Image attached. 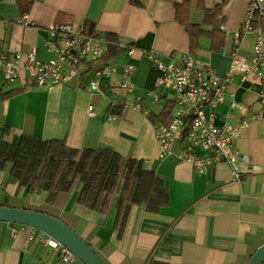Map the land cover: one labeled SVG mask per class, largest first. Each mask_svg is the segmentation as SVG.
Here are the masks:
<instances>
[{
	"label": "crops",
	"instance_id": "1",
	"mask_svg": "<svg viewBox=\"0 0 264 264\" xmlns=\"http://www.w3.org/2000/svg\"><path fill=\"white\" fill-rule=\"evenodd\" d=\"M139 1L140 5L131 0H0V51L25 54L34 47L37 58L50 59L49 31L55 23L100 35L112 31L122 45L133 43L135 49L111 61L116 69L110 75H97L101 63L86 60L69 81L45 86L30 80L25 55L12 81L5 82L0 67V91H19L0 99V136L61 138L78 148L110 146L125 156L142 159L146 168L154 170L167 187L169 202L155 212L131 205L121 228L117 209L101 212L85 206L77 200L76 187L59 192L49 203L48 190L27 192L9 169L0 170V205L59 217L106 264H249L264 244V118L255 117L262 110L256 81L251 74H234L224 101L216 107L219 124L227 121L240 127L246 121L235 143L240 152V178L225 159L199 174L190 161L178 157L183 151L181 138L175 140L172 153L161 157L154 128L159 121L151 115L159 114L168 100L175 102L174 114L176 101L172 90L157 86L160 72L149 54L154 52L161 61L170 62L190 52L199 68H212L225 76L235 55L253 57L255 33L244 35L235 45L251 0H228L224 5L225 19L219 26L224 42L219 49H213L209 35H202L192 52L186 24L176 17L175 4L184 0ZM188 1L189 23H202L205 8L221 2ZM129 62L136 65L134 93L121 86L123 67ZM92 79L99 83L96 90L89 85ZM148 92L158 94L159 99L154 101ZM114 101L122 105L119 112L110 108ZM235 102L245 105L246 111L234 106ZM197 152L203 151L197 148ZM43 234L28 225L0 221V264H84L78 258L65 261L59 249L41 241Z\"/></svg>",
	"mask_w": 264,
	"mask_h": 264
},
{
	"label": "built area",
	"instance_id": "2",
	"mask_svg": "<svg viewBox=\"0 0 264 264\" xmlns=\"http://www.w3.org/2000/svg\"><path fill=\"white\" fill-rule=\"evenodd\" d=\"M27 17V15H24ZM264 0H251L241 24L235 35V45L249 33H255V43L252 59L235 55L229 71L225 76H219L212 68L202 69L196 64L192 53L187 52L180 61L163 62L151 52L149 57L155 62L159 76L157 86L172 90L175 94L176 108L172 120L165 123H154L155 134L161 149V157L172 153L176 139L183 141V151L178 154L181 160L190 161L199 174L207 171L208 166L220 159H225L237 170L236 178H240L237 164L240 152L236 147V138L240 127L229 122H217L216 107L224 101L227 85L234 74L242 73L253 75L256 81L257 97L262 104V110L255 115L264 118ZM27 25L28 21L24 20ZM224 28V25H221ZM48 47L53 56L42 60L37 58L36 49L30 48L25 54L21 52L0 51V67L4 72L5 82L14 80L19 74L17 63L25 55V68L32 83L38 86L65 83L80 72V64L86 60L100 59L106 51V38L104 35L88 33L83 28L75 29L69 23H55L49 31ZM135 49L130 46L128 53L133 54ZM66 67V70H65ZM116 69L112 64L106 65L96 71L97 75H110ZM136 65L126 63L123 67L122 88L127 93L135 92L132 75ZM93 90L99 88L96 79L89 83ZM159 99L158 94L148 92ZM117 101H114L116 103ZM242 112L245 105L234 103ZM93 114V107H90ZM230 115V113H228ZM200 148L204 154L197 152ZM207 154V155H205ZM41 241L49 244L62 253V258L69 261L74 255L60 242L48 234L40 237Z\"/></svg>",
	"mask_w": 264,
	"mask_h": 264
},
{
	"label": "trees",
	"instance_id": "3",
	"mask_svg": "<svg viewBox=\"0 0 264 264\" xmlns=\"http://www.w3.org/2000/svg\"><path fill=\"white\" fill-rule=\"evenodd\" d=\"M131 2L141 4L139 0ZM227 2L221 0L214 7L205 8L202 23L188 22V0L176 2V17L186 24L191 52L202 35L211 37L215 50L223 45L224 33L219 26L225 19L223 7ZM261 23L264 25V20ZM104 37L107 49L100 59L93 60L101 63L102 68L133 44L122 45L112 31L104 33ZM18 92L0 91V99L13 97ZM113 104L110 108L115 113L122 105ZM174 107L175 102L168 100L162 111L151 118L167 124L172 120ZM9 169L10 176L25 186L27 192L48 190L49 203L54 202L59 192L76 187L77 200L85 206L101 212L111 207L117 209L121 228L128 220L131 205H142L147 211L155 212L169 202L167 187L154 170L146 168L142 159L125 156L110 146L78 148L61 138L43 140L30 134L0 136V170Z\"/></svg>",
	"mask_w": 264,
	"mask_h": 264
},
{
	"label": "water",
	"instance_id": "4",
	"mask_svg": "<svg viewBox=\"0 0 264 264\" xmlns=\"http://www.w3.org/2000/svg\"><path fill=\"white\" fill-rule=\"evenodd\" d=\"M0 221L15 222L37 228L65 246L84 264H106L83 237L59 217L50 213L0 205ZM264 263V244L253 253L249 264Z\"/></svg>",
	"mask_w": 264,
	"mask_h": 264
},
{
	"label": "rangeland",
	"instance_id": "5",
	"mask_svg": "<svg viewBox=\"0 0 264 264\" xmlns=\"http://www.w3.org/2000/svg\"><path fill=\"white\" fill-rule=\"evenodd\" d=\"M164 102H166V101H164ZM160 106H162V105H160ZM165 106V105H164ZM159 108V107H158Z\"/></svg>",
	"mask_w": 264,
	"mask_h": 264
}]
</instances>
